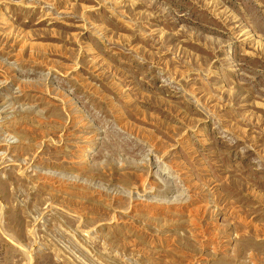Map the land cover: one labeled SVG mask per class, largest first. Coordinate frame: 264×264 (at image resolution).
Masks as SVG:
<instances>
[{"label":"rangeland","instance_id":"1","mask_svg":"<svg viewBox=\"0 0 264 264\" xmlns=\"http://www.w3.org/2000/svg\"><path fill=\"white\" fill-rule=\"evenodd\" d=\"M0 264H264V0H0Z\"/></svg>","mask_w":264,"mask_h":264}]
</instances>
